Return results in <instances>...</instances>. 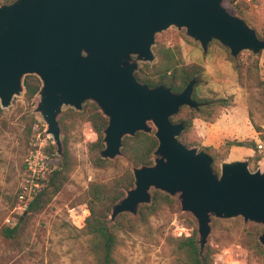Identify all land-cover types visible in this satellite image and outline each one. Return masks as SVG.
<instances>
[{"label": "water", "instance_id": "95a60500", "mask_svg": "<svg viewBox=\"0 0 264 264\" xmlns=\"http://www.w3.org/2000/svg\"><path fill=\"white\" fill-rule=\"evenodd\" d=\"M224 0H15L0 6V103L9 108L23 92V80L37 76L42 88L37 112L62 154L59 116L64 107L83 110L95 103L109 120L102 157L121 155L123 139L151 133L159 145L152 166L134 168L135 187L113 208L111 222L123 214L138 215L151 204V190L177 197L184 212L198 223L203 253L212 218L242 217L264 226V171L248 161L221 164L204 150L178 141L184 123L171 118L193 99L196 80L181 93L150 88L135 73L141 63H154L156 36L170 27L185 29L207 52L212 41L233 57L264 51V40L244 19L231 14ZM264 246V233L259 238Z\"/></svg>", "mask_w": 264, "mask_h": 264}, {"label": "rangeland", "instance_id": "374dc122", "mask_svg": "<svg viewBox=\"0 0 264 264\" xmlns=\"http://www.w3.org/2000/svg\"><path fill=\"white\" fill-rule=\"evenodd\" d=\"M242 1L248 6L246 18L250 24L247 23L264 32V0ZM223 5L236 15L237 2L231 4L224 0ZM156 42L178 51L181 65L195 63L204 68V83L198 88L202 96L232 99L233 105L223 109L214 122L194 121L191 139L198 145L193 148L201 151L204 147H214L225 157L224 162H249L254 150L228 147L227 144L237 141L255 142L257 147L264 145V51L254 54L245 50L233 57L227 47L212 41L204 52L201 44L189 37L185 29L176 27L160 33ZM233 58L238 63H234ZM39 100L38 94L34 101L27 102L23 88L21 95L13 97L9 108H3L0 103V264H101L99 257L89 249L88 237L81 231L85 222L82 227L75 225L70 212L75 209L86 221L89 211L83 200L90 183L112 184L134 167L122 155V150L121 155L105 167H95L89 145L96 142L97 135L91 123L78 116L71 121L69 118L74 117L71 109L81 111L64 107L59 118L65 117L72 130L69 151L74 169L70 180L41 212L30 213L27 208L21 209L18 195L30 180L28 159L31 153L40 150L47 158L43 180L56 168L60 156L59 152L54 156L45 153L48 146H57L37 112ZM150 126L152 132H156L154 126ZM62 135L61 127V139ZM258 150L263 154L259 169L264 171V149L258 147ZM40 186L41 191L45 183L41 182ZM154 191L157 190L152 189L151 196ZM174 198L177 200L174 206L165 207L147 223L141 222L138 215L133 216L137 221L135 229L118 234L116 264H173L168 237L181 232L191 234L189 220L198 230L195 217L184 212L179 199ZM7 227H18L13 238L3 236L2 230ZM255 230L259 232V246H251L250 235ZM263 233V225L245 222L242 217H213L204 253L211 246V264H264V246L259 241Z\"/></svg>", "mask_w": 264, "mask_h": 264}, {"label": "trees", "instance_id": "16d2710c", "mask_svg": "<svg viewBox=\"0 0 264 264\" xmlns=\"http://www.w3.org/2000/svg\"><path fill=\"white\" fill-rule=\"evenodd\" d=\"M14 1L15 0H0V6L11 4ZM228 1L231 4L237 2L235 6L236 16L249 23L246 18V8H248L247 2L242 0ZM248 1L255 2L256 0ZM256 32L259 39L264 40V32H259L257 30ZM159 37L160 34L157 35L156 39ZM153 51L157 57L156 62L152 64H141L138 71L135 73L140 83L150 88L162 85L166 88H171L174 93L178 94L183 92L191 81L196 80L193 99L199 103V107L195 109L184 106L176 116L171 118V122L174 124H185V129L178 137V141L188 148H193L198 145L191 139L194 121L196 119H201L205 122H214L223 109L233 105L232 99L207 98L202 96L198 90L204 83V68L201 65L195 63L181 65L178 51L176 52L173 48L162 45L160 42H156ZM232 61L238 63L234 58ZM236 69L238 70L237 67ZM23 88L25 100L31 103L38 97L42 88V83L37 76L28 75L24 78ZM85 107L86 108L81 112H76L71 109L74 117L69 119L72 121L75 116L85 117V120L91 123L97 135V140L89 145V153L94 166L102 168L111 162L110 159L102 157V151L106 147L104 138L109 120L103 115L95 103H87ZM59 123L63 131V152L59 154L58 164L50 176L41 181L45 183V187L43 190L39 191L35 198L29 203L27 211L30 213H38L44 210L69 182L74 169V162L69 151L70 133L72 130H70L65 117L59 118ZM158 145L159 142L155 137V132H138L133 137L127 136L123 139L122 155L131 162L134 168L152 166L155 163L154 159L156 157ZM227 146L246 147L254 150V156L249 158L250 168L253 172L259 169V163L263 159V154L260 153L255 142L234 141L228 142ZM201 150H204L213 158L214 172L220 176L221 164L224 162L225 157L214 147H204ZM57 152V147L54 146H48L45 149V153L49 156L57 155ZM134 187V172L129 169L122 177L115 180L112 184H103L99 182L90 183L84 194L83 202L88 207L89 216L86 218L85 227L81 231L88 237L89 249L93 254L99 257L101 264H116L115 253L119 246V232L133 231L135 229L137 221L133 218V215L129 213H123L119 215L114 222H111L114 206L124 199L127 192ZM21 192L22 190L19 192V195ZM176 201L174 197L166 193L154 191L151 204H144L139 207V220L147 223L165 207L174 206ZM188 222L189 228L192 229L191 234L181 232L178 235H171L167 239L174 256L173 264H211V246L207 247L206 253H204V251L201 253L198 230L193 221L189 220ZM17 230L18 227H7L2 230V234L6 238H13ZM258 237L259 232L255 230L254 233L250 235L251 246H259L257 243Z\"/></svg>", "mask_w": 264, "mask_h": 264}, {"label": "built area", "instance_id": "2783aa9c", "mask_svg": "<svg viewBox=\"0 0 264 264\" xmlns=\"http://www.w3.org/2000/svg\"><path fill=\"white\" fill-rule=\"evenodd\" d=\"M261 150L264 149L263 144L258 146ZM47 158L42 155L40 150L32 152L28 159V172L30 173L28 184L24 186L21 194L19 195L20 208H27L29 203L35 198L40 191L41 181L45 178L44 171L47 170ZM70 217L73 223L82 227L85 218L82 217L75 209L70 212Z\"/></svg>", "mask_w": 264, "mask_h": 264}]
</instances>
